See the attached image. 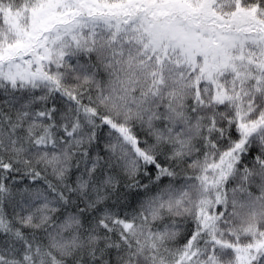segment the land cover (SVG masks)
<instances>
[{"label":"snow or ice","instance_id":"obj_1","mask_svg":"<svg viewBox=\"0 0 264 264\" xmlns=\"http://www.w3.org/2000/svg\"><path fill=\"white\" fill-rule=\"evenodd\" d=\"M0 264H264V0H0Z\"/></svg>","mask_w":264,"mask_h":264}]
</instances>
